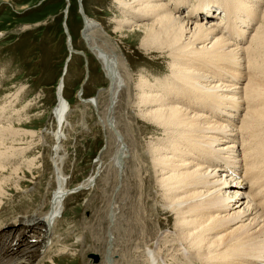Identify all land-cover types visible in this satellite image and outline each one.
Wrapping results in <instances>:
<instances>
[{
  "label": "bare ground",
  "instance_id": "6f19581e",
  "mask_svg": "<svg viewBox=\"0 0 264 264\" xmlns=\"http://www.w3.org/2000/svg\"><path fill=\"white\" fill-rule=\"evenodd\" d=\"M117 1L118 7L127 13L117 31L121 32L123 26L131 22H140L131 32L142 33L143 41L147 42V45H142L145 50L161 51V57L170 63L172 76L176 75L174 79L161 77L165 80V100L160 99L164 97V94L160 95L161 92L153 94L151 88L159 87L154 86L143 73H138L137 79L141 86H137V82L131 83V74L104 35L102 25L82 16V40L99 60L109 82L103 127L114 139L116 149L110 168L116 175L117 183L120 182V195L127 191L129 185L127 170L132 159H129L130 149L135 141L128 140L119 132L116 117L119 118L120 113L124 117L128 114L133 92L143 87L142 94L134 102L139 117L151 119L154 129L162 130L167 137L155 139L159 143L151 150L148 147L150 151L147 157L159 178L156 185L159 183L164 188L161 189L162 195L169 198L170 212L177 214L181 220L188 219L187 222L182 221L185 226H182V231L188 230L185 243L193 240L189 245L191 250L183 248L184 245L180 249L177 236L174 242L168 239L169 243H166L169 245L163 241L167 245L162 244L167 248L165 253L174 256L172 260H178L177 256L181 252H191L198 264H264V7H260L264 6V0H196L192 5V0H170V4H164V0ZM187 5L190 6L188 15L180 16V9ZM211 8H215V13H223L219 15V21L216 22V18L208 20L213 18L214 11ZM148 19L153 21L141 23ZM244 78L248 82L242 88ZM62 91L63 83H60L58 105L54 110L58 130L53 133L55 145L52 158L57 187L51 198V208L33 223L16 220L15 229L10 226L12 224L0 228V264L43 262L44 250L51 244L48 238L50 240L52 237L46 236L69 194H65L67 180L60 167V144L64 138L61 126L68 110ZM9 99L1 103L0 107V119L7 117L0 122V148L7 146L8 136L19 134V130L13 127V121L19 118L21 109L12 112L16 99L15 96ZM208 111L213 112L217 120L212 119ZM242 112L246 114L239 119ZM24 133L32 135L31 132ZM168 152L173 156L166 157ZM6 155V151H0V162L8 163L5 157L9 156ZM173 158L179 160L175 162ZM25 163L27 169L33 167L32 161ZM1 164L0 201L9 186L4 176L7 169ZM253 166L256 168L253 169ZM8 172L11 177V173L23 174L18 167H12ZM168 174V179L163 178ZM118 195L116 193L115 197ZM117 202L118 208L114 206L112 211L110 209L107 218L108 224H112V234L108 236L109 247L103 258L105 264H115L112 258L119 255L118 250H115L118 240L115 241L114 237L117 236L116 224L121 214L118 211L126 207V201ZM193 231L195 233L190 234ZM17 237L21 238L16 241ZM155 244L148 248H153ZM8 248H15L16 252L9 255ZM160 250L156 253L153 250L147 252L158 255ZM206 251L208 253L204 260L201 256L204 257ZM163 257L167 258V255ZM155 258L152 261L155 262ZM186 260L182 258L178 261L192 263V260ZM92 261L96 263L98 258H92Z\"/></svg>",
  "mask_w": 264,
  "mask_h": 264
},
{
  "label": "rangeland",
  "instance_id": "374dc122",
  "mask_svg": "<svg viewBox=\"0 0 264 264\" xmlns=\"http://www.w3.org/2000/svg\"><path fill=\"white\" fill-rule=\"evenodd\" d=\"M193 1L196 0L190 1L191 5ZM166 3L170 4V0H164ZM188 6L180 9V16L188 15ZM211 10L215 13V8ZM214 13L213 18L208 20L216 18L217 22L223 13L216 12V16ZM83 15L102 25L104 35L131 74V83L137 82L138 73L141 72L154 86L163 88L159 90L153 87L151 91L153 94L161 92L160 95L164 94V97L160 99L165 100V80L161 77L176 78L171 74L168 59L161 57L162 52L145 50L142 45H147V42L143 41L142 33L131 32L140 22H131L124 25L121 32L117 31L121 27L120 21L127 17V13L118 7L117 0H0V107L5 100L10 101L9 98L15 96L16 104L11 111L21 109L19 118L13 121V127L19 130V134L11 138L8 136L10 140L7 138L5 143L7 150L0 148L9 156L5 157L7 165L0 162L7 169L4 176L9 185L5 197L0 201V228L12 224L10 226L15 229V224L22 220L33 223L51 208V198L57 187L52 164L55 145L53 133L58 130L54 110L58 105V87L63 83L62 97L68 110L61 126L64 138L60 144V167L67 180L66 191L79 187L81 190L69 193L63 201L60 214L49 229V236H46H52L50 240L48 238V243H51L47 248L49 251L44 250L43 262L39 264H105L103 258L109 247L108 236L112 232L108 216L114 206L118 208L119 200L123 203L126 201V207L118 211L121 214L116 224L117 236L113 237L115 241L118 240L115 250L119 255L112 258L113 263L149 264L157 256L155 262L150 264H182L178 261L182 258L192 260L191 264H198L191 252H181L178 260L173 261L174 256L166 254L167 248L163 247V241L165 244L169 240L174 242L177 236V245H181L179 248L184 245L183 248L191 250L189 245L193 240L185 243L188 230L182 231V223L188 219L181 220L177 214L170 212L169 198L162 195L161 189L164 188L159 183L156 185L159 178L147 156L150 148L159 143L155 139L167 137L162 130L154 129L151 119L139 117L134 102L142 94L143 87L142 91L138 87L133 92L128 114L124 117L119 111V118L116 115L119 132L128 140L135 141L130 149L129 159H132L127 170L129 185L125 193H119L120 182L117 183L116 175L110 168L116 147L114 139L103 127L109 82L99 60L82 40ZM152 21L148 19L141 23L149 24ZM242 80L244 88L248 81L246 78ZM136 85L141 86L138 82ZM244 114L242 112L239 119ZM6 118H1L0 122ZM24 132H31L32 135H25ZM168 139L174 141L173 138ZM166 154V157L173 156L169 152ZM28 160L33 163L31 169H27L25 162ZM173 160L177 162L179 159ZM12 167L20 168L23 174L11 173L12 177L9 176L8 170ZM95 174L97 178L94 179ZM169 176L163 178L168 179ZM116 193L120 196L115 197ZM153 243H156V249L155 246L154 249L148 248ZM158 249H161L158 255L147 252L153 250L156 253ZM207 253L201 256L202 259L205 260ZM93 254L98 256L96 263L92 261ZM164 254L167 258L163 257Z\"/></svg>",
  "mask_w": 264,
  "mask_h": 264
},
{
  "label": "water",
  "instance_id": "95a60500",
  "mask_svg": "<svg viewBox=\"0 0 264 264\" xmlns=\"http://www.w3.org/2000/svg\"><path fill=\"white\" fill-rule=\"evenodd\" d=\"M95 178H97V174H95L94 179H95ZM93 182H94V181H93ZM89 186H91V185H88L87 187H89ZM80 190H81L80 187H79V188H75V189H72V190H68L65 194L78 192V191H80ZM92 258L97 259V257L94 256V255L92 256Z\"/></svg>",
  "mask_w": 264,
  "mask_h": 264
}]
</instances>
